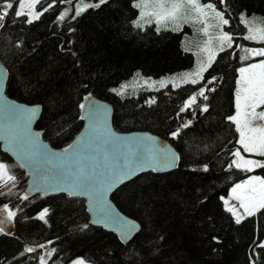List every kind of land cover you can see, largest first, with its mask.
Masks as SVG:
<instances>
[{"label": "trees", "instance_id": "obj_1", "mask_svg": "<svg viewBox=\"0 0 264 264\" xmlns=\"http://www.w3.org/2000/svg\"><path fill=\"white\" fill-rule=\"evenodd\" d=\"M135 1L107 0L73 18L80 0H41L39 12L52 6L27 23L26 15L13 14L17 0H0V12L7 2L13 3L0 21V60L9 70L6 92L42 105L37 128L51 145H68L82 129L79 105L91 93L112 104L117 130L151 131L167 138L181 156L177 169L142 173L113 194L120 210L141 224L127 244L89 223L84 199L37 195L10 203L16 213L14 232H0V264H40L43 244L55 249L50 264H70L79 257L92 264H264V248L259 247L264 242V210L237 224L222 199L252 171L228 167L239 147L235 125L226 119L235 111L243 63L239 51L233 47L219 52L197 84L122 96L112 89L137 71L161 77L194 64V54L182 45L187 29L134 27L139 14ZM202 1L224 11L232 33H244L241 12L264 16V0ZM66 9L61 21L58 17ZM207 84L214 89L207 91V99L181 111ZM0 159L13 161L1 147ZM254 171L264 176V168ZM45 208L49 211L42 220L39 214ZM28 247L35 251L26 252Z\"/></svg>", "mask_w": 264, "mask_h": 264}, {"label": "water", "instance_id": "obj_2", "mask_svg": "<svg viewBox=\"0 0 264 264\" xmlns=\"http://www.w3.org/2000/svg\"><path fill=\"white\" fill-rule=\"evenodd\" d=\"M8 79L9 70L0 60V147L24 171L27 178L24 195L27 193L29 199L37 195H69L68 191H52L53 187L85 192V195L69 196L85 200L91 225L113 232L119 238L120 217L138 226L131 238L123 242L127 244L140 231L141 224L120 210L113 194L142 173H165L177 169L181 163L179 151L167 138L151 131L117 130L113 123L112 104L91 93L84 96L90 94L88 100L83 98L82 101L86 105L81 109V117H84L82 129L68 145L55 147L43 137V130L37 128L42 105L10 97L6 92ZM34 107L38 111L29 122L31 113L28 110ZM36 134H39L38 138ZM69 145L73 147L64 152ZM173 154L179 159L175 166L169 167ZM131 169H135L131 178L114 183L117 176ZM109 185H112L110 189ZM106 189H109L106 200H95L96 194ZM105 209L111 211V219L104 218ZM97 220L104 222L95 223Z\"/></svg>", "mask_w": 264, "mask_h": 264}, {"label": "snow or ice", "instance_id": "obj_3", "mask_svg": "<svg viewBox=\"0 0 264 264\" xmlns=\"http://www.w3.org/2000/svg\"><path fill=\"white\" fill-rule=\"evenodd\" d=\"M41 0H17L19 5V11H14L15 16H27V23H32L34 19H38L44 11H47L52 5L49 4L47 8H43L42 11L36 12L33 11L36 5L40 3ZM64 2V0H61ZM70 3L71 0H68ZM107 0H98L96 3H84V0H80V3L76 6L75 16H79L82 12L86 11L88 8H99L101 4L106 3ZM221 3H224V0H220ZM25 7L29 9L27 13L24 12ZM134 8L139 9V18L134 20L133 26L137 28H143L144 24L155 23L157 25L156 31L159 32L161 28L168 29L169 24H171V30L177 31L181 28V21L183 23H196L199 22L203 25L200 31H202L205 36H208V39L205 41V47L201 49L202 52H205L206 59H200V53H197V67L194 71L189 73L180 74L181 83L187 84H197L203 79V73L214 62L217 52L224 51L226 48H231L233 45V36L229 32L223 31L224 25L229 24V20L224 18L223 12L217 10L216 6L212 3H201L200 0H136L133 4ZM3 10L0 12V21H3L4 17L8 15V10L13 8L12 2H7L5 6H2ZM69 9H66L58 17L61 21L64 20L65 16L68 14ZM189 13L191 15H189ZM209 19L215 21L214 24H209ZM250 22L245 18L244 14L241 15V23L246 26L247 35L243 39L264 42V28L252 27ZM0 23V27H2ZM215 28L217 30L215 37L209 36V29ZM215 39L217 42L216 48L211 47L212 41ZM190 49L185 48V51ZM241 51L244 52V55L241 57L242 60H248L253 56L264 57V47L262 48H241ZM239 79L237 81V90L235 92V112L233 115H229L226 119L232 122L235 125L236 132L239 133V139L237 143L242 146L244 153H256L261 157H264V126H253V120L259 118L264 119V111L257 112V109L264 105V59L256 63L248 64L245 67H240ZM139 76V73L137 74ZM216 78L213 77L212 80ZM212 80H209L208 83L211 84ZM159 83L160 87H165L168 83L173 84L175 87H180L181 84L177 83L176 78H169L167 80L161 81H151L145 80L144 84L149 86H155ZM127 88V85H122L121 89H112V91L123 94L122 89ZM206 86L200 88V90L189 97L185 102V106L181 108V111L186 110L192 104L197 102V96L203 97L205 100L207 96L205 95ZM209 91H214V89H208ZM90 98L85 97V100ZM154 102V101H151ZM79 107L84 109L85 104H80ZM31 113L29 117V122L31 117H34L38 111V108L34 107L28 110ZM202 111H208L207 106H203ZM82 119L84 117H81ZM191 124V121L183 124L184 128H187ZM37 138L39 134H36ZM179 132H173L172 136H178ZM73 145H69L63 151L68 152ZM232 155L236 158L228 165L229 168L235 167L237 169H243L245 171H251L255 168H264V161L245 158L241 153V149L237 148ZM179 157L173 154V159L167 165L169 167L175 166L176 160ZM51 161H49L50 163ZM23 166V165H22ZM155 170V169H154ZM135 169L123 172L121 175L117 176L114 183L123 182L125 178H131ZM16 177L11 175L9 172V165L0 162V181H3L7 184L9 181H15ZM46 182V181H45ZM76 187H82V185H76ZM112 185H109V189ZM106 189L104 192L97 193L95 200L105 201L107 196ZM40 189L37 188V191ZM52 191H68L69 195H85V192H76L70 191L65 188L53 187ZM2 194V193H0ZM233 199L239 202L240 208L243 209V215L233 206H229L227 200L224 201L226 205V210L235 217V223H241L242 219L247 216H253L258 211L264 210V178L260 176H253L242 183H238L235 187L232 188ZM23 199L27 200L28 195L25 193ZM3 211L7 212V218L11 219L16 215V213L9 209L8 205L3 206ZM91 210V209H90ZM48 209H43L39 218L44 219L48 213ZM104 218L111 219L112 213L109 209L104 210ZM95 223H103V220L94 221ZM121 227L118 229L120 238L122 242H127L128 239L134 234L137 229V225L133 221L126 220L123 217L119 218ZM3 221H0V232L4 231ZM86 228L87 225H84ZM40 247H44L41 245ZM259 247L264 248V242L259 244ZM35 249L32 247L26 248V252H34ZM55 252V249H52L47 255L51 256ZM40 264H47V261L43 256L40 257ZM74 264H85L83 259H78ZM255 264V262H253Z\"/></svg>", "mask_w": 264, "mask_h": 264}, {"label": "rangeland", "instance_id": "obj_4", "mask_svg": "<svg viewBox=\"0 0 264 264\" xmlns=\"http://www.w3.org/2000/svg\"><path fill=\"white\" fill-rule=\"evenodd\" d=\"M200 2L201 3H205L202 0H200ZM206 3H209V2H206ZM210 3L214 4L216 6L217 10L223 12L225 19H228L226 17V15H225L223 10H221L215 3H213V2H210ZM37 5H36L35 9H33V11L39 12L37 10ZM19 10L20 9H19V5H18L17 11H19ZM28 11H29V9L27 7H25L24 12L27 13ZM242 14H244L245 18L248 19L250 22H252L253 18H255L254 19V23L251 24L252 27H254V28L255 27L264 28V16L263 15H260V14H248L246 12H241L240 15H239L240 21H241V15ZM189 15H191V14L189 13ZM138 18H139V14H138V16H137V18L135 20H137ZM208 23L209 24H214L215 21L213 19H209ZM229 24H230V20H229ZM148 25H155L157 27V25L155 23H152V24H144L143 28L148 26ZM228 25H224L223 31L229 32L233 36V45H232L231 48L234 47L235 49H237L239 51L240 57H242L244 55V52L241 51L242 47L243 48H262V47H264V42H258V41H251V40L243 39V37L247 35L246 26L244 24H243L244 33H240V32L232 33L231 31H229L227 29ZM202 27H203V25L200 24L199 22H196V23H183L181 21V28L179 30H177V31H182L184 29H187V31H185L184 36H183L182 45H183L184 49L188 48V49H190L188 51H191L194 54V64H193L192 67L184 69V70H181V71H177V72H174V73H169V74L161 76V77H149V76L144 75L142 72L137 71L131 78L123 81L115 89H121L122 85H127V88L122 89V91H123L122 96H132V95H137L140 90H158V89L164 88V87H160L159 83L155 84V86L145 85L144 81L145 80H149V79L151 81H157L158 82V81H161V80H167L169 78H176L177 79V83H180L181 85H183L184 83H181L180 78H179L180 74L189 73V72H192V71H194L196 69V67H197V53L198 52L200 53V59L201 60H205L206 59V55L207 54L205 52H202L201 49L205 47V41L208 39V36H205V34L202 31L199 30ZM161 30H171V24H169V28L168 29L161 28ZM216 32H217V30L215 28H210L209 29V36L215 37ZM244 40H246L245 43H244ZM216 46H217V42L215 41V39H213L211 47L216 48ZM219 52L220 51L217 52V55H218ZM217 55H216V57H217ZM262 59H264V57H258V56H253V57H251L248 60H242L241 59V61L243 63H242V65L240 67H245L248 64L259 62ZM205 72L203 73V77H204ZM138 73H139V76L137 75ZM238 79H239V71H238L237 81H238ZM168 85L174 86L171 83H168L166 86H168ZM205 86H206L205 95H207V91H209L208 89H212V85L207 84ZM237 87H238V85H237V82H236V90H237ZM236 90H235V92H236ZM198 100H204V98L200 97V96H197V101ZM234 105H235V94H234ZM234 108H235V106H234ZM259 111H264V105L260 106L257 109V112H259ZM252 123H253L254 127L264 126V119L257 118L255 120H253ZM238 136H239V133H238ZM238 148L241 149V153H242V155L245 156V158H251V159L264 161V159H261L260 156L258 154H256V153H244L241 145H239ZM234 159H236V158H234ZM0 162L9 165L10 174L14 175L16 177V180L14 182L13 181H9L7 184H5L3 181H0V193H2V194H0V221H3V225L2 226L4 228V231H6L8 233H13L14 232V228H13L14 227V225H13L14 217H12L11 219H8L7 218V212L3 211L2 209H3V206L5 204H7L9 209L14 211L12 209L13 207L11 206L10 203L16 202L19 199H23L24 188L26 186L27 178H26V176L24 174V171L15 162H13V161L12 162H7V161H4L2 159H0ZM255 169H257V168H255ZM255 169H253L251 171V173L247 177H245L244 179H242L238 183H242L244 180H246V179H248L250 177H253V176H260V177L264 178L263 175L255 172L254 171ZM238 183H236V184H238ZM235 185H233L231 187L228 195L227 196H223L222 199H223V201L227 200L229 202V206H233L234 205L237 208V210L240 212V214L243 215V209L240 208L239 202L236 201L235 199H233V196H232V188L235 187ZM225 207H226V205H225ZM245 218H243V219H245ZM43 246L45 247V253L42 252L41 254H39V259H40L41 256H43L44 259L47 261V264H50V259H51L52 255L48 256L47 254L49 252H51L52 247L49 244H43ZM78 259H83V258L82 257L76 258L73 261H71L70 264H74V262L76 260H78ZM83 260L85 261V264H92V263L86 261L85 259H83ZM51 264H56V263H55V261H53Z\"/></svg>", "mask_w": 264, "mask_h": 264}]
</instances>
